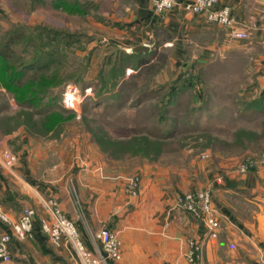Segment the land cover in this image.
I'll use <instances>...</instances> for the list:
<instances>
[{
    "label": "crops",
    "instance_id": "0c3cea01",
    "mask_svg": "<svg viewBox=\"0 0 264 264\" xmlns=\"http://www.w3.org/2000/svg\"><path fill=\"white\" fill-rule=\"evenodd\" d=\"M29 1L0 0V14L9 11L12 20L11 12ZM95 2L106 5L107 32L117 37L112 41L119 47L129 52L170 48L175 55L185 56L191 66L225 56L231 45H248L246 49L252 50L264 38V0H220L231 9L237 27L254 25L247 41L232 39L227 29L207 22L202 14L177 8L156 13L150 0ZM3 21L0 18L1 26H5ZM262 52L254 54L263 60L264 49ZM17 134L20 129L2 141ZM30 140L25 157L19 153L12 176L4 177L5 169L0 167V203L12 221L25 206L32 207L34 230L25 240L13 239L8 244L10 260L0 264H84L70 241L61 239L55 244L40 229L46 216L44 203L50 196L58 199L81 236L82 230L88 235V230L103 226L117 234L121 256L108 264H264V156L243 173L232 166L231 158L202 165V177L195 173L168 177L167 168L144 160L138 167L142 174L139 193L131 196L124 190L125 174L115 170L109 158L97 150L84 160L76 152L67 158L59 148L51 152L50 142L43 138ZM194 189L209 190L218 212L216 237L206 234L203 219L176 207L177 197ZM74 198L82 207L83 218L78 217ZM0 231H10L9 226L0 221ZM190 240L200 243L194 261L188 258ZM88 241L85 246L97 252L96 244L90 238Z\"/></svg>",
    "mask_w": 264,
    "mask_h": 264
},
{
    "label": "rangeland",
    "instance_id": "374dc122",
    "mask_svg": "<svg viewBox=\"0 0 264 264\" xmlns=\"http://www.w3.org/2000/svg\"><path fill=\"white\" fill-rule=\"evenodd\" d=\"M45 1L30 0L17 6L11 12L12 20L9 11H2L5 26L0 25V38L18 25L30 27L28 33L40 26L52 31L43 34L46 48L61 51L62 73L67 78L56 90V102L46 111L60 110L63 117L47 132L42 131L47 122L42 119L45 112H34L14 100L10 106L12 98L7 95L5 99L0 93V167L5 169L4 177L12 176L19 153L25 157L31 138L49 141L51 152L59 148L67 158L76 152L84 160L97 150L109 158L115 170L125 174L124 190L130 177H142L138 167L144 160L167 168L168 177H184L185 173L202 177V165L231 158L239 172L241 162L251 160L255 165L264 156V101L261 107L244 106L264 88V58L254 54H261L264 38L252 50L246 49L248 45H231L225 56L193 66L170 48L156 51L151 47L155 57L144 55L150 61L139 69L125 65L123 79L112 87L114 67L122 61L125 64L118 52L126 50L107 32L106 5L78 0L85 5L82 13ZM187 78L190 86L185 88ZM65 93L73 94V105L63 101ZM18 129L20 134L2 141ZM124 145L129 150L120 149ZM138 147H146V155H141ZM4 151L15 158L10 167L3 165ZM74 200L77 207L78 200ZM78 233L80 237L79 229Z\"/></svg>",
    "mask_w": 264,
    "mask_h": 264
},
{
    "label": "built area",
    "instance_id": "2783aa9c",
    "mask_svg": "<svg viewBox=\"0 0 264 264\" xmlns=\"http://www.w3.org/2000/svg\"><path fill=\"white\" fill-rule=\"evenodd\" d=\"M151 8L156 13H163L174 8L194 14H202L209 23L220 25L227 29L229 36L235 40L247 41L251 38V31L255 28L252 23L244 28L236 26L231 9L220 3V0H150ZM73 94H64V102L74 104ZM66 99V100H65ZM67 103V104H68ZM3 165L10 167L14 156L7 151L2 152ZM254 166L251 160L239 164V172H245ZM140 177H130L125 186V191L130 195L139 192ZM78 217L83 218V211L78 201ZM47 217L40 221L41 230L55 244L61 239L70 241L78 251L84 264H108L109 261H116L120 258V240L117 234L109 227L91 231L88 236L97 246V252L85 248L78 233V229L71 219L61 210L57 198L50 196L44 203ZM176 207L200 217L206 225V234L209 237H216L219 227L217 210L212 206L208 189H194L179 195L176 200ZM34 210L24 207L15 221L9 219L2 211L0 204V221L9 226L10 231H0V262L8 261L11 258L8 244L13 239L25 240L29 238L34 230ZM188 258L190 261L198 256L200 243L197 240L189 241Z\"/></svg>",
    "mask_w": 264,
    "mask_h": 264
},
{
    "label": "trees",
    "instance_id": "16d2710c",
    "mask_svg": "<svg viewBox=\"0 0 264 264\" xmlns=\"http://www.w3.org/2000/svg\"><path fill=\"white\" fill-rule=\"evenodd\" d=\"M52 5L54 7L67 8L69 11L86 12L84 10L85 5L82 7L78 0H73L72 3L69 0H53ZM29 28L28 26L22 27L18 25V27L8 30L0 38V87L4 89L2 96L5 99L8 95L17 104L31 108L34 112H45L42 119L47 120V122L43 126L44 128L42 127V131L46 130L47 132L58 119L63 117L60 110L46 111V108L52 107L54 102H56L58 96L56 90L64 86L67 77L62 73L61 51L57 48L55 50L46 48L47 44L44 41L43 34L52 31L40 26L35 29L37 31L28 33ZM149 53L156 55L155 49L154 51L141 53L119 50L118 54L122 57L125 64L122 61L120 66L114 67L112 87L123 79L125 65L139 69L140 66L150 61V59L143 57ZM155 55L152 54L153 57ZM117 57L118 55L115 56V59ZM189 81L190 79L188 78L183 81L185 88L190 86L186 85ZM169 94L173 96L174 91ZM263 101L264 88L260 90L258 97L248 100L244 106L245 108L261 107ZM1 106L2 104H0ZM157 139L159 140L158 142L165 141L162 138ZM120 149L129 150L128 145L121 146ZM138 150L141 155H146L148 149L146 147H138ZM82 234L80 236L81 240L88 245V235L83 230Z\"/></svg>",
    "mask_w": 264,
    "mask_h": 264
}]
</instances>
